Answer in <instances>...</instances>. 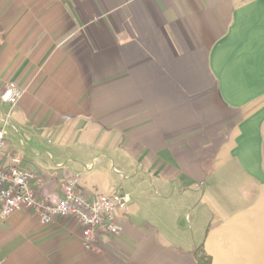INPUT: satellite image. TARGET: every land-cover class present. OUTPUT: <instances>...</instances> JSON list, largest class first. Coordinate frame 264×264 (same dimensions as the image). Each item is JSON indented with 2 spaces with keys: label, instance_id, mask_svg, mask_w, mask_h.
<instances>
[{
  "label": "crops",
  "instance_id": "obj_1",
  "mask_svg": "<svg viewBox=\"0 0 264 264\" xmlns=\"http://www.w3.org/2000/svg\"><path fill=\"white\" fill-rule=\"evenodd\" d=\"M7 82L37 197L78 175L129 203L93 250L72 218L15 211L3 264H264V0H0Z\"/></svg>",
  "mask_w": 264,
  "mask_h": 264
},
{
  "label": "built area",
  "instance_id": "obj_2",
  "mask_svg": "<svg viewBox=\"0 0 264 264\" xmlns=\"http://www.w3.org/2000/svg\"><path fill=\"white\" fill-rule=\"evenodd\" d=\"M22 93L14 82H7L0 91V106H8L6 112H0V228L22 208L33 210L43 224H51L57 217L72 218L80 227L82 247L93 250L101 236L120 232L119 215L126 210L129 196L111 191L90 199L80 190L79 176L69 175L62 181L61 198L48 202L37 197L30 185L33 173L20 168V158L5 148L10 111ZM92 166V162L86 165L87 168ZM0 264H3L1 257Z\"/></svg>",
  "mask_w": 264,
  "mask_h": 264
},
{
  "label": "trees",
  "instance_id": "obj_3",
  "mask_svg": "<svg viewBox=\"0 0 264 264\" xmlns=\"http://www.w3.org/2000/svg\"><path fill=\"white\" fill-rule=\"evenodd\" d=\"M194 255L197 264H212L210 256L205 252L202 245H199L194 249Z\"/></svg>",
  "mask_w": 264,
  "mask_h": 264
}]
</instances>
